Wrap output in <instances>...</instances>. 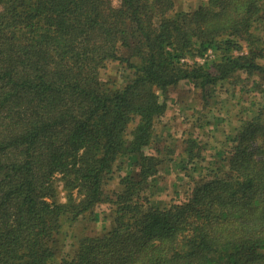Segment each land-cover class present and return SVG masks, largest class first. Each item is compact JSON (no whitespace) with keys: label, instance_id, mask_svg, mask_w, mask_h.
Segmentation results:
<instances>
[{"label":"trees","instance_id":"trees-1","mask_svg":"<svg viewBox=\"0 0 264 264\" xmlns=\"http://www.w3.org/2000/svg\"><path fill=\"white\" fill-rule=\"evenodd\" d=\"M175 4L0 0V264H264V3ZM112 62L128 69L117 86L101 79ZM183 81L204 107L217 87L256 84L261 95L208 165L196 164L204 134L185 139L199 173L162 205L151 199L162 162L152 145L166 94ZM101 204L110 229L58 255L64 222Z\"/></svg>","mask_w":264,"mask_h":264},{"label":"rangeland","instance_id":"rangeland-1","mask_svg":"<svg viewBox=\"0 0 264 264\" xmlns=\"http://www.w3.org/2000/svg\"><path fill=\"white\" fill-rule=\"evenodd\" d=\"M175 1L176 10H193L204 0ZM197 59L200 60L199 57ZM183 61L192 63L194 60L187 57ZM127 70L121 62L109 63L102 69L101 79L109 86L120 85L124 81ZM255 85L246 88L245 92L229 90L226 93L225 87L212 89V96L207 107H204L205 102L200 90L185 81L168 90L166 115L156 123L155 144L152 145V151L158 152L162 159L159 173L151 183L154 187V196L151 198L153 202L165 205L172 200H182L185 197L192 173L194 172L195 175L199 173L193 171V165H187V158L182 155L185 150V139L192 135L204 134L203 143L207 150L203 154L206 159L196 164L205 166L211 163L213 158L210 154L223 147L230 128L239 123L237 119L242 105L252 103L253 97L257 100L256 97L261 95L260 88ZM208 121L211 126L206 124L207 126L202 130L200 125ZM212 127L214 130L210 133L209 129ZM124 169L126 172L128 166L125 165ZM117 175L118 171L115 168L113 178L105 183V190L110 194L119 187ZM56 185L60 194L58 200L65 201L66 191L60 176L57 177ZM110 214V206L101 204L92 214L86 213L77 220L65 221L57 237L60 247L58 255L69 254L83 236L101 235L108 231L112 223Z\"/></svg>","mask_w":264,"mask_h":264}]
</instances>
